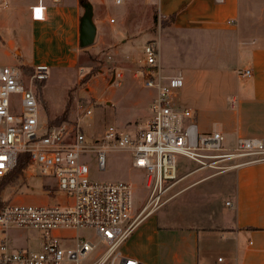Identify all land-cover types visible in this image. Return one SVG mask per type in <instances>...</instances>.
I'll return each mask as SVG.
<instances>
[{"label":"built area","instance_id":"built-area-1","mask_svg":"<svg viewBox=\"0 0 264 264\" xmlns=\"http://www.w3.org/2000/svg\"><path fill=\"white\" fill-rule=\"evenodd\" d=\"M113 3L120 5L122 0ZM142 53L134 77L154 93L146 123L132 132L108 126L96 139L87 138L78 123L68 129L50 127L40 119L36 83L48 79V65L31 66L27 76L14 66L0 68V178L12 171L18 154L25 153L26 169L54 179L56 188L71 197L63 205H3L0 230L32 229L42 238L36 252L10 248L3 239L0 264H84L91 257L90 264H141L122 248L137 226L164 204L178 177V157L190 162L193 172L208 169L214 171L212 176L264 160V143L259 139L238 137L226 147L219 131L200 132L193 111L178 103L182 77L161 72L155 39L145 43ZM237 73L250 76L249 70ZM90 115L85 110L83 117ZM109 151L128 153L132 168L144 173L147 199L136 215L133 184L91 179L84 161L94 156L103 171ZM83 232L92 234L84 237Z\"/></svg>","mask_w":264,"mask_h":264},{"label":"crops","instance_id":"crops-1","mask_svg":"<svg viewBox=\"0 0 264 264\" xmlns=\"http://www.w3.org/2000/svg\"><path fill=\"white\" fill-rule=\"evenodd\" d=\"M6 1L11 8L0 17L25 27L32 45L21 63L75 61L69 46L79 38L77 0ZM155 11L175 16L155 34L159 64L163 75L182 77L178 103L193 111L198 130L219 131L226 147L238 137L264 143V0H155ZM60 20L67 33L55 32ZM7 42V49L16 45ZM16 43L24 47L25 40ZM244 70L250 76L238 75ZM232 184L231 197L197 229H162L153 214L144 226L148 216L127 240L132 257L141 264H264V160L236 169Z\"/></svg>","mask_w":264,"mask_h":264},{"label":"rangeland","instance_id":"rangeland-1","mask_svg":"<svg viewBox=\"0 0 264 264\" xmlns=\"http://www.w3.org/2000/svg\"><path fill=\"white\" fill-rule=\"evenodd\" d=\"M80 1L77 0V5L81 17L83 8ZM83 2L92 5L96 27L94 42L82 49L79 40L72 39L68 46L75 61L50 67L49 77L38 99L40 119L50 127L64 125L68 129L78 123L89 139L99 138L108 126L129 132L142 128L149 115L154 93L141 86L134 72L142 62L145 43L154 39L161 27L162 17L155 11V0H122L120 5H115L113 0ZM10 8L9 2L0 0V12ZM0 20L3 24L0 26V68L14 66L20 68L25 76L30 75L31 63L18 60L21 54L25 55L23 48L30 50L32 47L28 33V36L25 34L23 37L25 27L15 28V23L9 17H0ZM55 32L67 33L62 20ZM21 37L25 40L24 47L16 43ZM7 41L15 42L16 45L7 49ZM85 110L91 111L87 118L83 117ZM59 118L64 119L55 122ZM105 161V169L99 171L94 156L88 155L84 162L89 167L91 179L133 184L136 215L147 199L144 173L132 168L128 153L109 151ZM193 169L190 162L178 157L177 180L166 193L164 204L153 213L162 229H197L204 221L210 220L207 214L213 213L221 200L231 197L235 170L212 176V170L193 172ZM0 199L2 206L18 202L63 205L71 197L56 188L54 179L38 176L31 169H26L4 188ZM150 217L152 215L144 226L152 223ZM80 234L87 237L92 233ZM41 238V234L32 229L0 230V241L7 239L10 248L36 252L40 248ZM122 251L133 256V241H126ZM92 258L84 264H90Z\"/></svg>","mask_w":264,"mask_h":264},{"label":"trees","instance_id":"trees-1","mask_svg":"<svg viewBox=\"0 0 264 264\" xmlns=\"http://www.w3.org/2000/svg\"><path fill=\"white\" fill-rule=\"evenodd\" d=\"M85 2L83 0L80 1V4L83 5ZM175 16L170 15L167 17H163L161 19V28H164L166 26H169L173 23ZM46 81L38 82L36 83V89L38 96L40 94L41 89L43 88ZM64 118L56 119L55 122L62 121ZM27 162H28V154L21 153L18 154L16 164L11 172H9L6 176L0 178V195L4 188L15 181V179L20 176L27 168ZM2 207V201L0 199V208Z\"/></svg>","mask_w":264,"mask_h":264},{"label":"water","instance_id":"water-1","mask_svg":"<svg viewBox=\"0 0 264 264\" xmlns=\"http://www.w3.org/2000/svg\"><path fill=\"white\" fill-rule=\"evenodd\" d=\"M83 13L79 19V47L84 49L93 44L96 27L93 23V9L90 3L82 5Z\"/></svg>","mask_w":264,"mask_h":264},{"label":"snow or ice","instance_id":"snow-or-ice-1","mask_svg":"<svg viewBox=\"0 0 264 264\" xmlns=\"http://www.w3.org/2000/svg\"><path fill=\"white\" fill-rule=\"evenodd\" d=\"M39 11H40V10H37V15H39Z\"/></svg>","mask_w":264,"mask_h":264}]
</instances>
